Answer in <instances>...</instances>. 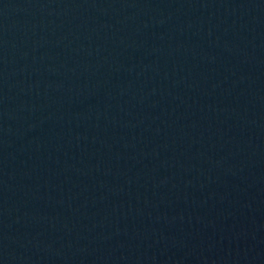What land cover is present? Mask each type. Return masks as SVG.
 Listing matches in <instances>:
<instances>
[{"label":"water","instance_id":"95a60500","mask_svg":"<svg viewBox=\"0 0 264 264\" xmlns=\"http://www.w3.org/2000/svg\"><path fill=\"white\" fill-rule=\"evenodd\" d=\"M0 264H264V0H0Z\"/></svg>","mask_w":264,"mask_h":264}]
</instances>
